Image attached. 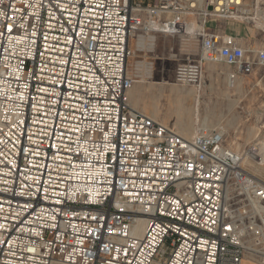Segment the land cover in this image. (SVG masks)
<instances>
[{
	"label": "built area",
	"instance_id": "2783aa9c",
	"mask_svg": "<svg viewBox=\"0 0 264 264\" xmlns=\"http://www.w3.org/2000/svg\"><path fill=\"white\" fill-rule=\"evenodd\" d=\"M248 8L0 0V264H243L249 241L263 256L264 186L221 130L185 139L134 110L126 69L131 34L190 36L199 56L175 83L199 87L203 65L222 62L233 88L264 49L204 27Z\"/></svg>",
	"mask_w": 264,
	"mask_h": 264
},
{
	"label": "rangeland",
	"instance_id": "374dc122",
	"mask_svg": "<svg viewBox=\"0 0 264 264\" xmlns=\"http://www.w3.org/2000/svg\"><path fill=\"white\" fill-rule=\"evenodd\" d=\"M247 1L248 17L255 18L258 24L247 20L237 26L248 27L256 50L264 49V1ZM187 23L195 25V20L189 18ZM128 48L131 55L126 69L135 80L134 88L143 92L140 106L153 112L156 109L157 120L172 125L176 132L183 129L193 135L195 123H204L209 131L221 130L226 146L245 160L244 172L264 186V65H256L232 89L225 86L228 68L221 63L206 66L199 87L179 86L174 80L176 67L195 59L190 36L135 32L129 36ZM170 84L185 92L182 101H176ZM247 245L250 250L243 264H264L263 256L253 253L257 249L251 241Z\"/></svg>",
	"mask_w": 264,
	"mask_h": 264
},
{
	"label": "crops",
	"instance_id": "0c3cea01",
	"mask_svg": "<svg viewBox=\"0 0 264 264\" xmlns=\"http://www.w3.org/2000/svg\"><path fill=\"white\" fill-rule=\"evenodd\" d=\"M152 0H139V3H143V4H149L151 3ZM246 20L242 21V20H237V19H226V20H217V19H211L207 25H205L204 27V30L205 32L207 33H212V34H216V35H219V36H230L232 37V39L236 42V44L238 46H240L241 48H243L244 50L246 51H256V46L254 45L253 41H251V38H250V35H251V31L248 27L246 26H237V25H241V24H245ZM190 28H196V25H189ZM193 40V48L195 50V59L198 58L199 56V43L197 42V40L195 39H192ZM246 59L248 61H251L253 64H252V70L253 68L256 66V65H259L257 62H256V56L255 54H247L246 55ZM217 63H221L223 65H225L224 63L222 62H217ZM209 64H214V63H205L203 65V79H204V74H205V70H206V66L209 65ZM227 68H228V71L227 73L224 75L225 76V86L228 88V89H232V88H229L227 86V78H228V75L230 73H232L234 71V69L230 66H227L225 65ZM252 72V71H251ZM249 75V74H248ZM248 75H238L236 77V80H235V85L236 86L240 80L244 79L245 77H247ZM143 97V92H141L140 90H138L137 88L135 89L134 86L129 90L128 92V100H129V103H130V106L136 110V111H139L143 114H145L144 112H146L148 115H146L147 117L151 118L153 116L156 117L155 122L157 123H160L161 125L165 126L166 128H168L169 130H171L172 132H174L175 134L185 138V139H189L192 137V132H188V131H184L183 129H181L180 131L176 132V130L174 129V127L170 124H167V123H163V122H159L157 120V115H155V112L153 111H150L146 108H142L139 104V100L140 98ZM140 106V107H139ZM142 109H144L145 111L143 112ZM167 125V126H166ZM185 136V137H184ZM226 144V143H225Z\"/></svg>",
	"mask_w": 264,
	"mask_h": 264
},
{
	"label": "bare ground",
	"instance_id": "6f19581e",
	"mask_svg": "<svg viewBox=\"0 0 264 264\" xmlns=\"http://www.w3.org/2000/svg\"><path fill=\"white\" fill-rule=\"evenodd\" d=\"M264 1V0H263ZM243 12V11H242ZM244 13L246 14V11H244ZM237 20H242V21H244V20H254L255 21V23L256 24H258V22L256 21V19L255 18H250V17H248V16H240V18H238ZM152 31H154L155 29L152 27V29H151ZM185 33H189V29H187L186 31H185ZM181 36H184V35H181ZM150 42H152L153 41V38L151 37L150 39ZM152 45V44H151ZM171 57H173V56H171ZM220 68V67H219ZM240 84V83H239ZM170 88H171V90H172V92H174V96L176 97V101H182L183 99H184V97H185V92L184 91H182V90H180V89H174L175 88V86L173 85V84H170ZM239 89V88H238ZM237 90V89H236ZM235 91V90H234ZM233 91V92H234ZM237 92V91H236ZM183 98V99H182ZM229 99V98H228ZM233 100V99H232ZM130 104V103H129ZM140 107V106H139ZM195 107H196V102H195ZM142 111L144 112L145 110L144 109H142ZM154 112H155V115H157V111H156V109L154 110ZM165 114V113H164ZM160 115V114H159ZM162 115V114H161ZM170 115V114H169ZM162 117V116H161ZM164 117V116H163ZM152 119L153 120H155L156 119V117L155 116H153L152 117ZM165 124V123H164ZM167 126V125H166ZM199 129H203V130H205V131H209L208 129H207V126L204 124V123H201V124H197V123H195V127L193 128V135L199 130ZM179 131V130H178ZM185 137V136H184ZM238 155V154H237ZM239 156V155H238ZM240 157V156H239ZM250 157H252L251 155H250ZM245 163V160H243V159H241V157H240V167H241V169H242V164H244ZM242 171L244 172V170L242 169ZM245 173V172H244ZM246 174V173H245ZM260 186H263V185H261V184H259ZM262 255H263V257H262V260H264V252L263 253H261Z\"/></svg>",
	"mask_w": 264,
	"mask_h": 264
}]
</instances>
